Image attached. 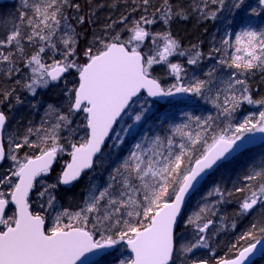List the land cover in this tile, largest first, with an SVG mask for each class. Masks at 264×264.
Masks as SVG:
<instances>
[{
	"label": "snow or ice",
	"instance_id": "obj_1",
	"mask_svg": "<svg viewBox=\"0 0 264 264\" xmlns=\"http://www.w3.org/2000/svg\"><path fill=\"white\" fill-rule=\"evenodd\" d=\"M133 3L136 7L131 11L135 13L140 8L142 14L130 23L127 15H121L119 23L125 26L121 32L129 33L126 40L121 32L108 35L117 23L113 21L104 25L103 36L93 33L81 49L79 40L87 33L78 31L70 21L75 20L80 27L92 24L95 9L90 8L86 15L69 16V9L83 11L74 0H32L31 3L21 0L24 10L19 11V22L0 32V64L7 66L5 75L19 72L17 60L23 61L22 66L30 68L31 75L23 83L17 80L16 84L33 96L38 89H46L52 82L63 80L70 71L75 72L72 86L63 93V110L53 104L47 106L46 113H56V123L44 130L39 143L30 141L29 136L41 130L28 127L22 137L9 139L7 153L0 145V160L8 158L14 162L13 169L0 174V185L8 188L7 192L0 191V264H77V261L89 264L86 253L110 256L117 264H208L203 259L189 261L188 254L210 246L205 233L213 224L209 218L212 206L205 204L194 218L189 216L183 221L195 229L192 238H182L177 228L186 197L208 171L236 163L238 158L234 153L253 139L246 133H264V110L259 112L258 119L245 116L238 124L231 122L242 101L264 107V97L253 99L248 85V76L257 71L264 73V0H193L187 7L174 0H157L155 4L152 0H133ZM224 9L234 14L233 22L240 27L234 32V39L223 36L219 47L209 52V56L215 53L221 57L219 65L232 70L211 98L218 110L217 117L183 113L184 122L170 124L166 135L150 137L145 133L112 169L106 187L98 190V195L97 190H90L83 206L75 212L67 208L56 210L53 191L57 184L41 182L36 198L43 202L39 210L33 211L30 192L36 187L34 181L41 173L50 171L59 154L67 151L71 160L65 163L58 183L72 185L85 169L94 166L97 154H104L102 146L106 138L113 140L115 147L131 134L133 125L120 128L119 133L124 135H111L123 117L128 116L134 122L147 119L146 112L156 106L148 98L191 93L209 99L207 94L213 91L217 69L210 68L205 79L193 76L185 82L186 69L180 62H171L169 57L174 53L188 55L187 64L197 65L204 56L197 44L180 51L182 42L172 33L171 24L188 20L193 14H198V20L216 19L224 15ZM158 22L162 29L151 31L148 26ZM25 41L33 47L31 55L25 51ZM46 49L60 58L45 63L42 54ZM161 64L167 66V75L175 77L167 86L161 77L153 75V66ZM13 97L15 104L9 103V109L23 104V100L14 88L0 89V104ZM81 114L83 123L73 128L74 117ZM220 117L227 121L224 127L214 123ZM9 120L8 113L0 110V130L7 127ZM61 129L69 130L66 140L60 135ZM80 130L84 136L74 142L71 137ZM24 145L38 148L40 154L18 158L15 152ZM249 168L243 177L244 186L234 189L243 197L238 201L239 215H251L259 209L248 230L237 237L238 242L248 241L247 246L235 258H220L215 264H242L264 237V157L258 162L252 157ZM213 193L219 194L221 200L225 195H233L219 184L207 195ZM9 208H12L10 215ZM53 211L55 215H51ZM125 247L129 250L127 256L123 255Z\"/></svg>",
	"mask_w": 264,
	"mask_h": 264
},
{
	"label": "trees",
	"instance_id": "obj_2",
	"mask_svg": "<svg viewBox=\"0 0 264 264\" xmlns=\"http://www.w3.org/2000/svg\"><path fill=\"white\" fill-rule=\"evenodd\" d=\"M31 2L32 0H29V3ZM74 2L79 3L83 11L77 13L75 10L69 9L67 12V15L69 16L74 17L77 15H86L89 12L90 8L95 9V15L93 16L94 23L92 24L85 23L83 27H80L76 24L75 20L70 21L78 31L87 33L86 36H82L79 40V46L81 49L86 46V41L91 39L93 33L98 36H103L105 34L104 25L112 24L113 21H116L117 23L114 24L113 28L108 31V35L111 36L115 35L117 32H121V29L125 27L123 23H119L121 15H127L129 17L130 23L132 20L137 19L142 14V9L140 8H137L135 13L131 11L136 7V5L133 3V0H90V3L89 0H74ZM156 2L157 0H152L153 4H155ZM174 2L187 7L189 4L193 3V0H174ZM250 2H252V0H250ZM113 4H116L118 6L113 7ZM100 5H103V7H99ZM22 10L24 9L21 8V0L0 3V32L11 29L14 24L18 23L19 11ZM151 11L152 8H149V12ZM223 12L224 15H218L216 19H208L206 21L198 20V14H193L188 20H176L171 24L172 33L182 42L180 51H184L185 49L190 48L192 44H197L199 46V50L203 53L204 56V58L197 65L187 64V60L189 58L188 55L180 56L178 53H174L169 57V60L171 62H180L186 69V72L183 74L187 77L185 82L191 80L193 76L205 79V73H207L212 67H215L217 69V79L214 83L213 91L207 94L209 96V99L207 100L196 97L193 94H189L188 99L169 100L171 101V103L167 102L165 104H162L163 107H160V104L156 103V106H154V108H151V111L149 112L150 125L147 134L150 137L157 134L166 135L168 126L170 124L177 123L173 120V118H176V116L181 113L188 112L200 117H217L218 110L211 102V98L215 97L216 88L222 87L221 81L227 80L230 77L232 70L223 65H219L218 61L221 57L215 53L209 56V52L214 47H219V42L223 36L228 35L230 39H234V32L239 30L240 27L238 24H235L233 22L234 14L230 15L227 12V9H224ZM148 27L151 31H160L162 29V25L159 22ZM128 35L129 33L127 31L121 32L122 38H128ZM57 37H59V33L57 34ZM148 43H151V38L148 39ZM25 51L28 55H31L33 51V47L29 46L26 41ZM228 51L231 52V49H229ZM23 63V61L17 60L16 67H19L21 70L19 72L14 71L11 76L5 75V73L7 72L6 64H0V89H5L7 87L3 85L4 80L6 84L9 85L7 81H13V79L17 75L21 76V73L26 69V67L22 66ZM162 65L167 69V66L165 64ZM69 73H71L74 81L75 72L70 71ZM153 75L156 74L153 73ZM170 78L172 80H175V77L170 76ZM248 85L250 87L253 99H260L261 97H264V73H260L257 71L255 75L248 76ZM11 87L12 86H9L7 89H12ZM59 95L61 96V93L59 94L57 92H54L47 97L46 101H42V99H40L36 103L34 102L33 105L35 106H32L33 108H31L29 110V113H27L26 115H28L30 118H35V120L37 121L39 120V118L42 119V121L46 120L49 117L50 112L46 113L47 106H45L44 108V105H46L45 103L53 104L58 108L61 106V110H63V102L65 98L63 99V97H60ZM223 98L224 96L223 94H221L220 102L223 101ZM188 101L194 102L192 105H188ZM20 106L22 110H20V108L16 109L15 106L12 109H9V107L4 108V106L0 104V110L6 111L10 116L6 131H10V129L13 127V121L16 117L15 113L19 114L20 112V116L22 114L25 115V111H27V109L25 110L23 106L26 105L23 103ZM167 106H170L169 109L163 111V109ZM262 110H264V107H262L260 104H249L246 101H242L240 108L237 109V112L233 115L231 122L233 124H238L243 121L245 116H254L258 119L259 112ZM162 111L164 113L160 114ZM82 116H78L80 121H82L83 119ZM74 122L75 120L73 119L72 125H74ZM214 123L219 127H224L227 121H225L223 117H220L218 120H215ZM151 129L155 132L153 133ZM145 133L146 132L141 130L135 133L133 135V138L139 140ZM31 139L32 138H30L29 140L31 141ZM36 143L39 142L36 141ZM4 146L7 152L8 148L5 143ZM37 150L38 148L33 149L31 147H29V149H21V151H23V155L27 154L29 156L38 155L39 151ZM127 155L128 152H124V150L120 149L119 147L116 148L115 146L110 150V145L109 147L106 146L104 148V154H100V156L95 161V164L91 171L86 173L87 175L76 182L72 188L68 189L61 187L58 183V176L63 168L64 163L67 162L68 159L66 155L61 156L59 154L57 161L51 168L55 184H57V190L54 195L57 198L58 209L62 211L64 208H67L71 212L79 210L82 206L85 192L88 189V186L84 184L85 177L91 178L92 174L95 173L97 175L95 177L96 184L97 182H99L100 186L106 185L109 181V174L112 172V169H114L117 164L120 163V161L123 160V158ZM252 157H255L257 162L261 157H264V143L241 153L236 157L238 158L236 163H226L224 166L218 168L216 172H214L207 178L212 179L218 175L216 177V184H219L223 189H225L226 193L227 191H232L233 195H225V198L223 200H221V197L218 195V201H220V203H217L215 209L211 210L212 214L209 216V218L213 220V224L209 226L208 230H206L205 233L210 238V246L208 248L200 247L198 249H194L192 253L188 254L189 261L203 259L207 260L208 264H215L216 260L220 258H231L235 256L241 248L247 246L248 241L238 242L237 237L243 235V233L248 230L250 224L257 216L259 209H257V211L253 212L251 215H239L238 201L243 197L242 194L235 193L234 189L236 187L244 186L245 182L243 180V177L250 171L249 163ZM223 168L227 169L224 174L225 177L220 176V174L224 171ZM92 170L94 171L93 173ZM204 183H206V181ZM193 199L194 198H192L187 204L180 222V227L177 228V232L181 236L183 234H186L188 238H192L195 235V229L193 227L186 226L183 221L186 220L189 216H193L194 218V214L201 207L199 205H195L194 208L190 209V204ZM249 240H251V238H249ZM237 244V247H232L233 245ZM120 251L121 250L118 248L117 252ZM123 255H128V250L126 247L123 249ZM108 257L110 256H104L101 260L94 264L112 263L111 261H107ZM253 264H264V255H262Z\"/></svg>",
	"mask_w": 264,
	"mask_h": 264
},
{
	"label": "rangeland",
	"instance_id": "obj_3",
	"mask_svg": "<svg viewBox=\"0 0 264 264\" xmlns=\"http://www.w3.org/2000/svg\"><path fill=\"white\" fill-rule=\"evenodd\" d=\"M122 39L126 40L127 38H122ZM58 40H59V37H57V41ZM42 56H43L44 62L48 63V64L52 63V59L53 58L54 59H59L60 58L59 55H55L54 56L52 50H50V49H46V52L43 53ZM153 68H154V72L153 73H155L156 76L161 77V79H162V81H163L165 86H167L168 84L173 83L174 80H172L170 78V76L167 75V69L162 64L161 65H154ZM30 75H31V69L26 67L24 72L21 73V76L17 75L13 79V81H7L9 85L6 84L5 80H4V83H3L4 86H7L6 88H8L9 86H12L11 88L15 89V93L21 96V98L23 100V103L26 105V106H23V107L25 108V110L27 109V111H25V115L22 114L20 116V112H19V114L15 113L16 117H15V119L13 121V127L10 129V131H6V128L3 131L4 141H5V144H6L8 149H9V139L10 138L17 139L19 137H22L25 134V131H26V129L28 127H32L34 130H36V129H40L41 130V131H39V133H37V131H34L32 133V135L29 136V139L32 138L31 141H34V142L38 141L39 142V138H40V136H42L44 134V130L52 127V125H54L56 123V113L50 112L49 113L50 114L49 117L46 120H44V121H42V119H40V118L37 121V120H35V118L34 119L30 118L26 114L29 113V110L31 108H33L32 105L34 104V102L36 103L40 99H42V101H46L47 97L50 94H53L54 92H57L59 94L61 93V96L60 95L59 96L63 97V99H64L65 98V96L63 94L64 91H66L67 88H70L72 86V82H73V77H72L71 73H68V74H66L64 76L63 80H60L58 82H52L50 84V86L48 88H46V89H44V88L38 89L37 93L35 94V96H33L31 93H28L26 90H24L20 85L16 84L17 80H20L21 83H23L24 82V78L26 76H30ZM189 94H191V93H189ZM193 102L194 101H188L187 104L188 105H192ZM9 103L15 104L14 97H13L12 100L3 103L2 106H4V108L5 107L7 108ZM45 104L46 105H44V108H45V106H48L49 103H45ZM20 105L21 104L15 105L16 109L20 108L21 107ZM134 107H139V105H136ZM169 107L170 106L165 107L163 109V111H166L167 109H169ZM59 108H61V106ZM151 108H154V106L151 107ZM20 110H22V109L20 108ZM163 111L160 114L164 113ZM149 112H146L147 119H142V121H140V122H134L131 119H129L128 116L123 117V120L120 123H118V125L116 127V131L113 132L112 136L117 135L119 133L120 128L122 126L123 127H128V125H133V127L130 130L131 134L126 135L124 142L122 144H120L119 146H116V148L119 147L120 149L124 150V152H129V150L132 147V145L137 142V139H134L133 135L135 133L141 131V130L146 132V133H148V131H149L148 129H149V125H150L149 124L150 123L149 122ZM186 113H188V112H186ZM45 116H48V115H45ZM80 116H82V115H80ZM195 116H198V115H195ZM74 120H75L74 125H72L73 128H77L80 125V123L81 124L83 123V119H82V121H80L78 116L74 117ZM173 120L176 121L177 123L178 122L183 123L184 120H185V117L183 116V113H181V114L177 115L176 118H173ZM154 132L155 131H153V133ZM119 134L124 135L123 133H119ZM60 135H61L62 138H65V140H66V138L69 137V130L61 129L60 130ZM83 136H84V131L80 130L79 132L73 134V136L71 138L75 142V141H79L80 138L83 137ZM113 144H114V141L110 139L109 143L107 145L108 147L110 145V150H111L112 147H114ZM13 147H14V145H13ZM24 148L29 149V146L28 145L27 146H23L22 149L24 150ZM8 149H7V152H8ZM37 151H39V149ZM68 151H70V148L68 149ZM5 152H6V150H5ZM22 152L23 151L18 150V151L15 152V154L18 156V158L22 159L25 156V155H23ZM39 154H40V152L38 153V155ZM60 155L61 156H65L66 155L68 157V159H69V156L67 155V151L65 153L60 154ZM68 159H67V161H68ZM65 163H64V165H65ZM13 165H14V162L11 159L5 158L3 160V162L0 164V174H7L9 172V170L13 169ZM64 165H63V167H64ZM223 170L224 171L220 174V176L225 177L224 174H225L227 169L223 168ZM93 172L94 171L92 170V173ZM96 176L97 175L95 173H93L91 178L85 177L84 184L88 186V189L85 192V197L89 195L90 190H93V189L97 190L95 194L98 195V190H103V188L106 187L107 184L103 185V186H100L99 182H97V184H96V180H95ZM216 177L212 178L213 180L212 179H207L206 180V183H204V185L201 187V189L193 197L194 199H193V201H191L190 209L194 208L195 205H199V206L203 207L205 204H207L209 206H212L211 210L214 209L215 205H217V203H215V202L219 200V196H218L219 194L213 193V195L208 196L207 193L215 185H217L216 184ZM41 182L43 184H45V185L54 184L55 183L54 178H53V174L51 172V169L47 173H41V175L39 177H37L36 181L34 182L36 187H34V189L30 192L31 209L33 211L34 210H39L40 204L43 202L42 200H38L36 198V192L41 190V188H40ZM56 190H57V188L53 191V194L56 192ZM0 191L7 192L8 188L5 187L4 185H0ZM45 200H46V198H45ZM45 206H46V204H45ZM82 206H83V203H82ZM56 210H59L58 207L56 208ZM11 212H12V208H9L8 209V214L10 215ZM46 215H47V213H46ZM51 215H55V211H53L51 213ZM50 220H51V216H49V221ZM64 222L65 223L67 222L66 218H65ZM181 237L184 238V239H188L186 234L185 235L183 234ZM117 253H119V252H117ZM113 255L115 256L116 253L113 254ZM107 261H111L112 263H110V264H117V261L114 260L112 257H108Z\"/></svg>",
	"mask_w": 264,
	"mask_h": 264
},
{
	"label": "water",
	"instance_id": "obj_4",
	"mask_svg": "<svg viewBox=\"0 0 264 264\" xmlns=\"http://www.w3.org/2000/svg\"><path fill=\"white\" fill-rule=\"evenodd\" d=\"M14 0H0V3L2 2H13ZM146 96V93L144 94ZM189 98V93H180V94H176L175 96L173 97H168V98H159V97H150L149 99L155 101L157 104H165L168 100H172V99H175V100H186ZM117 124L114 126L116 128ZM3 130H0V145H3L4 147V139H3ZM113 133V132H112ZM111 133V135H112ZM246 136L248 137H252L253 139L251 140L250 143H247L245 144L244 148H242L239 152L237 153H234V156H236L237 154L247 150V149H250L252 147H256V146H259L260 144L264 143V133H259V132H256V133H249V134H246ZM109 139L106 138V143L102 146L103 149L106 147L107 143H108ZM239 143V142H238ZM100 154H97L96 157H94V160L96 161V159L99 157ZM71 160V157L69 156V159L67 162H70ZM3 160H0V163L2 162ZM93 168V167H92ZM91 168V169H92ZM91 169H85L82 174H81V177L79 178V180L82 179V177L84 175H86V173H88L89 171H91ZM218 168L214 169V170H209L207 175H205L203 177V179L200 180V182L196 185V188L195 190H193L191 192V194L189 196L186 197V203L185 205L183 206V213H184V210L187 206V204L189 203L190 199L195 195V193L197 192V190L204 184V182L206 181V179L212 175L214 172H216ZM78 180V181H79ZM76 181V182H78ZM74 182L72 185H63V184H59L61 187H64V188H72L75 183ZM14 207V206H13ZM255 242V241H254ZM128 250V249H127ZM242 250V249H241ZM129 252V250H128ZM238 254V253H237ZM236 254V255H237ZM264 254V237L261 238V242L259 244H257V247L253 250V253H250L248 257L245 258V261L242 262V264H253L256 260H258L262 255ZM87 257H89V264H93L97 261H99L103 256H93L91 253H86L85 254ZM235 255V256H236ZM235 256L231 257V258H235ZM231 258H228V259H231ZM81 260H84V257H81ZM77 264H80V261H77Z\"/></svg>",
	"mask_w": 264,
	"mask_h": 264
},
{
	"label": "bare ground",
	"instance_id": "obj_5",
	"mask_svg": "<svg viewBox=\"0 0 264 264\" xmlns=\"http://www.w3.org/2000/svg\"><path fill=\"white\" fill-rule=\"evenodd\" d=\"M262 144H263V143H262ZM260 145H261V144H260ZM252 148H255V147H252ZM252 148H250V149H252ZM250 149H247V150H245V151H248V150H250ZM245 151H243V152H245ZM243 152H241V153H243ZM241 153L237 154V155L234 156V157L236 158V157H237L238 155H240ZM202 186H203V185H202ZM202 186H201V187H202ZM201 187L197 190V192L201 189ZM197 192H196V193H197ZM196 193H195V195H196ZM215 206H216V205H215ZM214 209H215V207H214ZM253 242H254V241H253ZM245 247H246V246H245ZM241 249H242V248H241ZM241 249H240V250H241ZM240 250H239V251H240ZM239 251H238V252H239ZM238 252H237V253H238ZM263 255H264V254H263Z\"/></svg>",
	"mask_w": 264,
	"mask_h": 264
},
{
	"label": "flooded vegetation",
	"instance_id": "obj_6",
	"mask_svg": "<svg viewBox=\"0 0 264 264\" xmlns=\"http://www.w3.org/2000/svg\"><path fill=\"white\" fill-rule=\"evenodd\" d=\"M4 143H5V141H4Z\"/></svg>",
	"mask_w": 264,
	"mask_h": 264
}]
</instances>
